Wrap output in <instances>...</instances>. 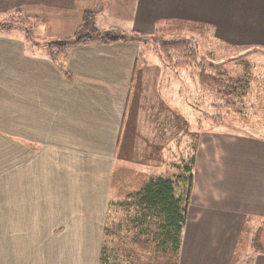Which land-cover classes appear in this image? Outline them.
<instances>
[{
    "label": "crops",
    "instance_id": "obj_1",
    "mask_svg": "<svg viewBox=\"0 0 264 264\" xmlns=\"http://www.w3.org/2000/svg\"><path fill=\"white\" fill-rule=\"evenodd\" d=\"M13 8L43 22L41 45L0 34V264H98L114 166L126 157L156 169L178 137L181 150L183 94L170 99L169 69L140 43L73 47L59 67L46 33L64 37L55 30L90 11L101 29L145 34L182 19L261 50L264 0H0V17ZM199 133L177 262L233 264L242 249L264 264L251 247L264 227V136Z\"/></svg>",
    "mask_w": 264,
    "mask_h": 264
},
{
    "label": "rangeland",
    "instance_id": "obj_2",
    "mask_svg": "<svg viewBox=\"0 0 264 264\" xmlns=\"http://www.w3.org/2000/svg\"><path fill=\"white\" fill-rule=\"evenodd\" d=\"M11 13H15L26 21L31 20L32 22L36 18L40 20V16L35 17L27 9L23 11L20 8H13L9 13L2 15L0 20L8 17ZM166 19L169 20L170 18ZM42 22L32 28V34L36 41L41 38V31L39 32L37 27ZM161 24H163L161 20L157 21L151 32L145 33L146 41L141 42L140 45L147 57L152 54L169 69L167 83L171 87L170 99L173 101L176 96L180 94L181 97L183 94L182 113L184 121L182 125L179 124L180 127L178 126L177 129L183 133L182 148L180 150L181 140L178 137L177 151L176 149L174 151V149L168 148L166 150L164 148L160 153L157 152L156 155L160 157L161 166L156 169L151 167L150 163L145 166H136V164L129 163L126 157L122 159V162L119 161L114 166L113 176H111L112 179L105 198L103 214H100L102 221H100V224L102 223L103 227L110 215L114 224L121 221L123 209H117L115 205L139 190L148 179L159 175L181 173L184 166L191 164V158H193L191 172L194 171L197 131H200V137L206 131L211 130L264 136V48L261 50L253 49L245 44L214 37L211 30L206 27V34L203 37H199L197 34H182L183 40L192 51L190 59H184L183 54H178L177 51H171L169 56L166 57L150 38L152 35H159L155 32ZM67 25L71 27L65 26L63 29L55 30L54 34L56 36H68L66 34L67 30L71 29L69 32L71 35L75 28L72 27L71 22H68ZM95 27L101 29L97 24H95ZM26 29L31 30L28 22L27 24L22 23L21 27L2 31L0 34L13 32V34L22 35L25 39ZM44 33L46 31H42V35ZM170 36L171 34H167L162 38L167 40ZM46 37H50L48 40L55 39L53 38L55 36L50 33H46ZM59 37L61 36L57 38ZM43 45L45 46L44 43ZM182 60H186V63L180 64ZM200 72H204L209 76L220 77L222 81L219 85L214 82L212 84L203 83ZM217 81L219 82L218 79ZM180 97H177V100L175 99L178 101V106L180 105ZM151 162L155 161L151 160ZM111 203L112 206L114 204L112 208ZM96 232L98 233L97 237L100 235L102 244V230L99 229ZM257 234L260 235V240L264 246V227ZM114 243L118 244L115 238ZM135 248L140 253H137V259L142 261L138 263L143 264V262H146L148 255L142 246H136ZM242 252V249L237 252L233 264H248L247 258L243 256Z\"/></svg>",
    "mask_w": 264,
    "mask_h": 264
},
{
    "label": "trees",
    "instance_id": "obj_3",
    "mask_svg": "<svg viewBox=\"0 0 264 264\" xmlns=\"http://www.w3.org/2000/svg\"><path fill=\"white\" fill-rule=\"evenodd\" d=\"M27 22L31 30H25V41L28 44L41 45V42L36 41L32 34V28L42 22L37 18L31 22L11 13L0 20V32L21 27L22 23L27 24ZM162 22L163 24L155 32L159 35H152L150 38L166 57L171 51H177L178 54H183L184 59H190L192 51L183 40L182 34L190 33L203 37L206 34V27L210 29L208 24L182 19H165ZM167 34L171 36L167 40L163 39L162 37ZM145 41L144 33L125 31L117 27L98 29L95 27L94 13L86 11L82 14L81 23L71 35L51 39L44 44L51 61L62 67L63 58L73 47ZM182 63L185 64L186 60H182L180 64ZM200 78L203 83L208 84L214 82L219 85L222 81L220 77L209 76L204 72H200ZM190 163L182 168L181 173L148 179L139 190L115 205L117 209H123L121 221L114 224L112 216H108L103 227L98 264H140L138 262L142 261L137 259L139 252L136 246H142L148 255L143 264H178L181 232L186 221V208L190 201L193 158L190 159ZM110 206L112 208L114 204L112 206L111 203ZM114 238L118 241L117 245L114 243ZM251 247L255 252L264 253L259 234L253 236Z\"/></svg>",
    "mask_w": 264,
    "mask_h": 264
}]
</instances>
